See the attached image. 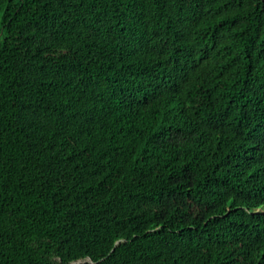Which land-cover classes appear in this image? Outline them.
Masks as SVG:
<instances>
[{
  "label": "trees",
  "instance_id": "1",
  "mask_svg": "<svg viewBox=\"0 0 264 264\" xmlns=\"http://www.w3.org/2000/svg\"><path fill=\"white\" fill-rule=\"evenodd\" d=\"M0 16V264H264V155L241 150L264 125V0ZM196 122L218 145L194 148Z\"/></svg>",
  "mask_w": 264,
  "mask_h": 264
},
{
  "label": "clouds",
  "instance_id": "2",
  "mask_svg": "<svg viewBox=\"0 0 264 264\" xmlns=\"http://www.w3.org/2000/svg\"><path fill=\"white\" fill-rule=\"evenodd\" d=\"M185 77V76H184ZM184 77L182 79V84L184 81ZM193 80L195 81L196 85L204 83L205 86H207L206 80L202 73L199 71V62L197 58L195 57V62H194V70H193ZM181 84V85H182ZM186 101L184 100L183 105H186ZM259 105V103H258ZM184 110V108H183ZM260 111L264 112V109H258ZM185 113V110H184ZM182 117H184L182 115ZM253 123V121H251ZM195 136H196V144L194 148L199 151V152H205L210 149H212L214 146L218 145V142L221 140V130L220 127L214 125L212 127H204L202 126L199 122H196V129H195ZM251 139L254 142L253 145L251 146H246L242 147L241 150L247 151L250 154L253 155H264V125H257L254 124L252 126V135ZM188 174L194 175L193 172H190ZM232 212L230 208L227 209V212L219 216V218H226L229 216V214ZM252 214H264V206L259 207L253 212ZM222 229L230 236L233 238H241L245 234V230L238 228V227H233V226H224ZM260 259H264V255ZM244 261H250L248 259H243Z\"/></svg>",
  "mask_w": 264,
  "mask_h": 264
},
{
  "label": "rangeland",
  "instance_id": "3",
  "mask_svg": "<svg viewBox=\"0 0 264 264\" xmlns=\"http://www.w3.org/2000/svg\"><path fill=\"white\" fill-rule=\"evenodd\" d=\"M0 19H1V16H0ZM0 32H1V29H0ZM1 34V33H0Z\"/></svg>",
  "mask_w": 264,
  "mask_h": 264
}]
</instances>
